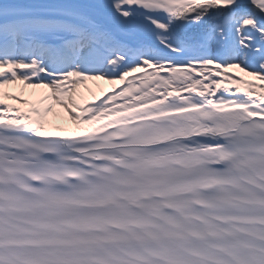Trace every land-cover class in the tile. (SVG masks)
Masks as SVG:
<instances>
[{
    "label": "snow or ice",
    "instance_id": "1",
    "mask_svg": "<svg viewBox=\"0 0 264 264\" xmlns=\"http://www.w3.org/2000/svg\"><path fill=\"white\" fill-rule=\"evenodd\" d=\"M0 264H264V0H0Z\"/></svg>",
    "mask_w": 264,
    "mask_h": 264
}]
</instances>
